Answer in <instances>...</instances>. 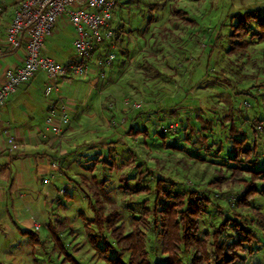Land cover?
<instances>
[{"label":"rangeland","instance_id":"rangeland-1","mask_svg":"<svg viewBox=\"0 0 264 264\" xmlns=\"http://www.w3.org/2000/svg\"><path fill=\"white\" fill-rule=\"evenodd\" d=\"M114 10V27L121 25L123 31L116 60L102 70L103 78L96 73L93 87L87 77H78L69 84L76 90L66 86L63 91L74 99V112L69 109L68 115L72 130L65 128L47 148V157L58 165L49 175L54 181L51 197L42 187L46 181L35 183L28 194L34 212L28 208L14 219L16 230L34 232L40 243L34 246L16 234L13 244L0 250V264H108L98 252L103 241L96 248L91 239L97 229L89 224L92 213L81 186H75L82 180L87 192L97 193L104 215L117 213L115 225L128 234L135 227L133 219L141 214L140 203L146 199L151 205L153 196H137L126 187L152 189L163 178L174 191H203L223 167L226 182L210 192L213 205L200 220L201 235L211 234L224 216H232L231 205L241 187L231 180L249 179L248 174L230 176L231 165L225 164L232 148L228 113L235 121L241 117L238 130L257 137L259 163L254 169L264 166V131L246 123L264 121V43L246 37L249 46L232 54L228 45L231 16L258 11L264 17V0H119ZM147 15L154 21L143 32ZM62 34L71 56L70 27ZM143 129L148 133L146 141L131 135ZM203 136L206 142L201 141ZM44 145L36 144L39 149ZM256 184L264 187L260 179ZM253 199L249 209H236L241 218L235 220H242L258 242L253 248L259 252L244 255V264H264V195ZM20 218L31 224L23 227ZM57 221L67 227L59 234L63 248L50 234ZM141 230L146 233L149 263L165 264L154 233ZM192 253L182 256V264H190Z\"/></svg>","mask_w":264,"mask_h":264},{"label":"trees","instance_id":"trees-1","mask_svg":"<svg viewBox=\"0 0 264 264\" xmlns=\"http://www.w3.org/2000/svg\"><path fill=\"white\" fill-rule=\"evenodd\" d=\"M118 2L119 0H117ZM173 12L181 15L179 10ZM231 19L228 36L229 54L243 52L249 46V42L245 40L246 37H256L258 42L264 43V17L258 11L236 13L231 16ZM153 21V16L147 15L143 32L148 30ZM253 23H255V27ZM122 32V26L115 25V39H119ZM68 73L70 72L68 71ZM226 119L229 122L227 138L231 141L232 148L225 164L230 163L231 165L230 176L240 178L241 175L248 174L249 179L238 181L229 179L234 185L239 182L238 185L241 189L238 190L239 193L234 197L231 205L232 216H224L211 234L201 235L200 220L207 212L208 207L213 205L210 192L218 190L222 183L226 182L223 167L218 168L215 177L207 183V189L203 191L191 189L174 191L163 178H158L152 189L138 188L137 185L132 188L126 187L128 191L137 196L144 193L153 196L151 205L146 199L140 203L141 214L133 219L135 227L128 234H122L119 227L115 225L119 218L117 213L104 215L103 206L96 192H91L90 189L87 192L84 189L83 180L81 183L75 182L77 188L81 186L79 190L83 193L87 201L86 206L92 213L89 224L95 225L97 229V234L91 238L93 244L97 248V243L103 241L104 247L98 249V252L108 264H150L146 252V233L141 229L154 233L159 242L161 255L166 256L165 264H182V256L191 252L193 255L190 264H201L202 261H207L210 264H244L246 261L244 255L252 256L259 252V248H253V243H258L254 238L253 231L245 226L242 220L238 221L235 218H241V215L236 213V209H249L257 194L264 195V187L256 184L257 179H260L264 184V166L261 169H254V166L259 163L257 154L260 145L254 134L250 136L247 130L237 129L236 123L242 120L241 117H237L235 121L233 114L228 113ZM246 123H250V129L256 128L255 130L258 131L257 128H260L264 131V121L262 120H246ZM131 135L142 136L144 141L148 137L146 129L134 130ZM207 140V137L204 136L201 139L202 142ZM94 161L100 162L97 159ZM109 162L108 166H112L111 160ZM89 168L93 170L94 167L91 165ZM256 215L260 216L259 213ZM66 229L67 227L63 223L57 221L56 228L50 230L51 237L57 241L55 244L60 248L63 246L59 234ZM17 231L23 238H28L34 246L40 243V238L34 232L24 229ZM108 237L114 241L113 244L116 246L111 244ZM208 239L211 240V243L208 242ZM111 251H114V256L110 257ZM126 253L128 254L127 259L124 260L123 255Z\"/></svg>","mask_w":264,"mask_h":264},{"label":"crops","instance_id":"crops-1","mask_svg":"<svg viewBox=\"0 0 264 264\" xmlns=\"http://www.w3.org/2000/svg\"><path fill=\"white\" fill-rule=\"evenodd\" d=\"M14 9L15 3L12 0H0V85L3 83L5 70L21 66L24 59V47L8 51L5 46L4 32ZM67 27L71 29L73 40L72 27L65 18H61L54 31L46 38L41 51L43 55L61 64L69 63L74 56H68L66 47L64 48L66 39L62 32ZM89 68L86 81L89 82V87H93L97 70L91 62ZM45 77L43 72H38L30 81L20 85L0 108V250L13 244L16 234H19L16 230L17 222L14 220L17 215H22L28 208L29 212H34L31 208L33 199L28 194L34 189L35 183L39 185L40 181H46L42 187L51 197L50 187L54 181L49 175L57 170L58 165L47 157V148L58 138L46 130L45 116L49 108L51 105L58 107L67 102L70 103V111L74 112V99L63 95L66 86L73 84V79H63L56 93L45 98L41 91L46 83ZM70 88L76 90L73 85H70ZM63 96L65 98H62ZM65 128L72 130L71 126L64 127L60 136ZM37 143L45 145L39 149ZM13 144H16V149L12 148ZM60 151L63 152L64 149ZM30 224L31 222L20 218V225L23 227Z\"/></svg>","mask_w":264,"mask_h":264},{"label":"built area","instance_id":"built-area-1","mask_svg":"<svg viewBox=\"0 0 264 264\" xmlns=\"http://www.w3.org/2000/svg\"><path fill=\"white\" fill-rule=\"evenodd\" d=\"M12 1L15 9L4 32L5 46L8 51L24 47V59L21 66L4 72L0 108L20 85L30 81L38 72L46 76L41 91L48 98L56 93L63 79L86 77L90 71L89 62L103 78L102 70L110 68L116 60L119 39H115L113 22L117 0ZM61 18H65L74 31V56L68 65L41 52L46 38ZM69 108L67 102L58 107L51 105L45 116L46 130L58 136L69 124ZM12 148L16 149V144ZM35 229L38 230L39 226L36 225Z\"/></svg>","mask_w":264,"mask_h":264}]
</instances>
